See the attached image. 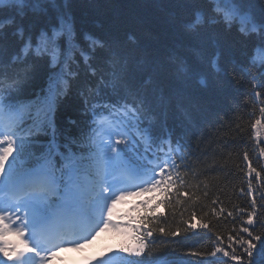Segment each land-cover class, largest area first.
<instances>
[{
    "label": "snow or ice",
    "instance_id": "1",
    "mask_svg": "<svg viewBox=\"0 0 264 264\" xmlns=\"http://www.w3.org/2000/svg\"><path fill=\"white\" fill-rule=\"evenodd\" d=\"M207 2V13L197 10L186 28L196 32L211 21L232 31L239 24L237 32L253 41L248 58L255 66L254 57L264 56V15L245 9L244 0ZM105 47L92 34L76 31L61 0H0V264H49L62 247L82 248L97 228L109 227L130 236L112 253L122 259L154 254L153 245L164 237L161 242L177 247L191 241L183 253L197 258L190 264H264V193L257 196L253 186V180L264 184V167L253 165L244 136L233 143L244 148L237 167L242 177L238 192L246 199L229 208L220 196L209 205L207 194H190L181 171L189 168L184 145L149 103L156 92L154 75L132 83L126 65L117 68L111 60L110 74L124 90L113 86V97H101V85L111 83L95 62ZM207 64L213 68L214 60ZM41 66L46 87L29 93ZM259 68L264 71V63ZM197 71L186 61L175 63L176 76L185 81ZM255 87L264 89V75ZM74 88L87 123L78 136L61 140L56 113ZM255 94L264 97V91ZM259 113L251 123L252 139L260 142L264 157V106ZM67 123L76 126L77 120L69 116ZM129 197L138 198L131 208L136 215L114 222L113 209ZM161 206L167 211L157 213ZM92 220L96 228L83 242L75 238ZM221 223L231 225L226 236L214 231ZM171 224L175 228L164 226Z\"/></svg>",
    "mask_w": 264,
    "mask_h": 264
},
{
    "label": "trees",
    "instance_id": "2",
    "mask_svg": "<svg viewBox=\"0 0 264 264\" xmlns=\"http://www.w3.org/2000/svg\"><path fill=\"white\" fill-rule=\"evenodd\" d=\"M61 7L69 13L78 33H90L106 43V47L97 52L95 61L111 81L107 87L101 85L102 98L113 97V86L118 92L124 90L121 80H114L110 74L111 60L116 61L117 68L126 65V77L132 83L154 75L156 92L150 94L149 103L160 122L184 145L183 154L189 168L181 171L186 172L189 193L201 198L207 194L209 205L211 199L220 196L229 208L233 203L244 201L246 197L238 192L242 177L237 167L244 148L233 142L243 135L253 165L257 170L264 167V157L259 156L257 147L260 142L252 139L251 129V123L260 118L259 108L264 106L260 103L264 97L255 94L264 91L255 87L264 75L259 68L264 58L255 61V66L250 62L248 54L253 41L237 32L240 25L225 31L209 21L196 32L187 29L186 24L197 10L207 13V0H67L66 4L61 0ZM244 8L259 17L264 15V0H244ZM194 49H198L200 55ZM209 59L214 60L211 69L207 64ZM177 60L196 67L197 73L187 81L178 78L175 74ZM99 79L97 76L93 84ZM42 87H46L43 66L37 69L28 92ZM77 93L78 89L74 88L56 113L61 140L65 136H78L87 123V118L81 115L83 105ZM69 116L77 120L76 126L67 123ZM101 124L107 126L103 119ZM260 141H264V128ZM253 186L257 196L264 193V184L253 180ZM166 211L163 206L157 209V213ZM191 211L189 207L184 219H188ZM128 215L136 213L129 210L124 217ZM179 218L177 213L178 221ZM164 226L175 228L174 224ZM227 227L231 225L221 223L214 231L226 236ZM97 232L85 244L98 259L110 257L108 264H129V261L133 264H190L197 259L183 255L191 241L177 247L161 242L164 237H159L153 245L154 254L142 260L137 257L122 259L112 253L129 243L130 236L110 227L102 232L97 229Z\"/></svg>",
    "mask_w": 264,
    "mask_h": 264
},
{
    "label": "rangeland",
    "instance_id": "3",
    "mask_svg": "<svg viewBox=\"0 0 264 264\" xmlns=\"http://www.w3.org/2000/svg\"><path fill=\"white\" fill-rule=\"evenodd\" d=\"M264 56L257 54L254 59L260 61ZM15 239V237H13ZM83 242V240L81 239ZM90 253L82 250V248L62 247L57 255L49 262V264H79L84 259H89Z\"/></svg>",
    "mask_w": 264,
    "mask_h": 264
}]
</instances>
